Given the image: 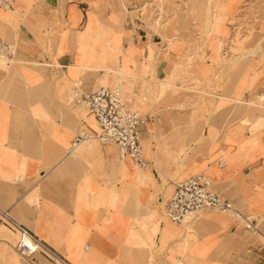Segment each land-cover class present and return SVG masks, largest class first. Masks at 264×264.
<instances>
[{
	"label": "crops",
	"instance_id": "obj_1",
	"mask_svg": "<svg viewBox=\"0 0 264 264\" xmlns=\"http://www.w3.org/2000/svg\"><path fill=\"white\" fill-rule=\"evenodd\" d=\"M138 5L9 0L8 9L0 8V37L11 51L10 62L0 66V212L67 264H264V137L256 132V144L250 143V124L243 122L256 115L242 107L264 84L230 81L225 73L216 94L225 92L219 99L227 101L226 112L210 130H184V123L197 121L177 109L182 99L172 90L190 78L214 82L218 68L207 61L187 73L176 67L184 51L158 41L130 16ZM118 82L128 109L147 117L139 136L150 167L141 172L120 160L113 145L86 142L65 155L75 135L96 129L74 94ZM164 88L168 93L158 97ZM234 107L242 110L237 119ZM183 147L186 155L197 154L185 179L205 175L256 233L214 211L179 226L161 213L169 190L162 179L169 184L165 170L174 169L162 156ZM17 240L0 223V264H29L17 254Z\"/></svg>",
	"mask_w": 264,
	"mask_h": 264
},
{
	"label": "rangeland",
	"instance_id": "obj_2",
	"mask_svg": "<svg viewBox=\"0 0 264 264\" xmlns=\"http://www.w3.org/2000/svg\"><path fill=\"white\" fill-rule=\"evenodd\" d=\"M129 11H133L130 16L139 17L140 24L159 37L158 41L174 51L181 47L184 51L183 57H180L181 66L176 67L187 73L197 68V63L204 64L207 61L215 63L218 68L219 73L214 82H200L190 78L180 89L172 90L173 94L182 99V105L177 109L186 116L192 115L197 121L184 123V130L199 126L210 130L216 124L217 115L226 112L227 107L222 103L227 101L219 99L225 96V92L221 91L222 95L216 94V89H222L225 73L230 74V81L232 78L236 81L245 77L250 79L251 85L258 82L264 84V0H139L138 7ZM231 15L229 20L225 18ZM213 44L215 49H212ZM210 50L217 53L215 59L209 56ZM6 63H0V66ZM114 86H119L123 99L127 101L120 83ZM166 93V88L156 92L158 97ZM249 97V105L242 107L244 112L248 110L256 116L252 117V121L243 122V125L248 127L250 124L249 131L253 136L249 141L255 145L257 137L254 133L264 137V90L253 89ZM238 108L239 111L235 107L232 109L236 119L242 111ZM83 112L86 114L85 110ZM186 151L188 148L183 147L178 153H165L162 156L165 164L174 169L165 170L171 180L169 184L162 179L169 190L159 206L161 213L164 212L163 205L171 194L173 184L188 177L185 174L186 166L197 156L194 153L186 155Z\"/></svg>",
	"mask_w": 264,
	"mask_h": 264
},
{
	"label": "built area",
	"instance_id": "obj_3",
	"mask_svg": "<svg viewBox=\"0 0 264 264\" xmlns=\"http://www.w3.org/2000/svg\"><path fill=\"white\" fill-rule=\"evenodd\" d=\"M9 0H0V8L8 9ZM10 48L0 37V59L10 61ZM75 102L83 106L95 121V130H84L75 135L67 156H74L76 149L86 142L113 145L120 160L130 161L139 170H146L150 163L144 158L139 129L147 117L130 111L122 100L119 86L103 87L91 94H74ZM165 217L172 225L179 226L198 218L203 211H214L228 215L243 223L245 229L254 233L256 228L233 205L211 190L210 180L203 174L184 179L173 186L171 198L163 205ZM0 223L17 234L15 250L19 257L29 264H38L39 255L50 264H67L57 253L43 242L35 239L16 223L7 212H0Z\"/></svg>",
	"mask_w": 264,
	"mask_h": 264
},
{
	"label": "bare ground",
	"instance_id": "obj_4",
	"mask_svg": "<svg viewBox=\"0 0 264 264\" xmlns=\"http://www.w3.org/2000/svg\"><path fill=\"white\" fill-rule=\"evenodd\" d=\"M5 61H7V60H5V59H0V63H5ZM7 64V63H6ZM136 168V167H135Z\"/></svg>",
	"mask_w": 264,
	"mask_h": 264
}]
</instances>
